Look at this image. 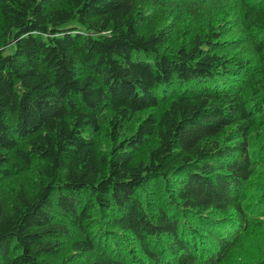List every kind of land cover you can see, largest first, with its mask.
<instances>
[{"label": "trees", "instance_id": "trees-1", "mask_svg": "<svg viewBox=\"0 0 264 264\" xmlns=\"http://www.w3.org/2000/svg\"><path fill=\"white\" fill-rule=\"evenodd\" d=\"M0 264H264V0H0Z\"/></svg>", "mask_w": 264, "mask_h": 264}]
</instances>
